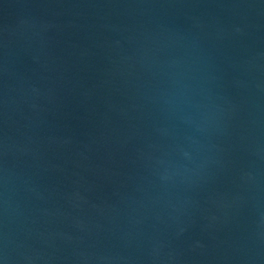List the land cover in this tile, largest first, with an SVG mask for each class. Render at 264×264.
<instances>
[{
    "label": "water",
    "instance_id": "95a60500",
    "mask_svg": "<svg viewBox=\"0 0 264 264\" xmlns=\"http://www.w3.org/2000/svg\"><path fill=\"white\" fill-rule=\"evenodd\" d=\"M0 264H264V0H0Z\"/></svg>",
    "mask_w": 264,
    "mask_h": 264
}]
</instances>
